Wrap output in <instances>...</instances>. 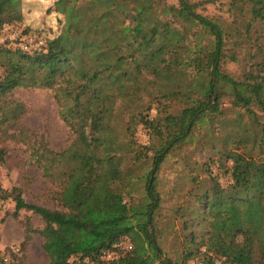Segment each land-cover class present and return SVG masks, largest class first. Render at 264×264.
I'll return each instance as SVG.
<instances>
[{"label": "trees", "instance_id": "obj_1", "mask_svg": "<svg viewBox=\"0 0 264 264\" xmlns=\"http://www.w3.org/2000/svg\"><path fill=\"white\" fill-rule=\"evenodd\" d=\"M48 3L54 30L44 32L23 21L21 0H0V30L19 23L45 40L34 52L0 42V125L25 112L14 90L44 87L74 135L60 151H34L61 209L0 187L13 215L41 217L29 231L48 264H264V0ZM218 3L224 16L206 13ZM222 160L240 191L218 199ZM75 177L90 187L69 207ZM119 240L132 248L103 259Z\"/></svg>", "mask_w": 264, "mask_h": 264}, {"label": "rangeland", "instance_id": "obj_2", "mask_svg": "<svg viewBox=\"0 0 264 264\" xmlns=\"http://www.w3.org/2000/svg\"><path fill=\"white\" fill-rule=\"evenodd\" d=\"M21 1L23 21L25 23L31 21L30 24L33 25H30V28L43 26L44 32L54 30L53 26L48 25V21H51L48 16L51 14L46 11L50 0ZM225 9L224 3L210 4L207 5L206 13L223 15ZM12 25L24 32L21 24ZM6 36L1 29L0 42L4 41ZM11 97L24 105L25 112L17 121L0 125V148L6 149L5 161L0 163V187L9 190L12 186H19L28 203L61 209L53 199L55 191L60 190L61 187L58 181L53 182L51 178L45 177L42 167L34 162V151H41L45 144L55 151H60L70 143L74 135L59 116L53 90L35 86L20 87L14 90ZM151 112L154 114L155 110L152 109ZM136 136L141 143L147 140V133L140 126ZM234 158L238 159L237 153L234 154ZM221 162L220 168H217L218 163L212 166L216 174L214 195L218 199L240 191V187L233 186L230 173L223 174L225 168L232 165V161ZM258 165V161L250 163L247 168L249 170L247 175L250 178L258 177ZM167 177L173 179V173ZM70 186H72L71 191L63 195L64 202L69 207L84 197L90 184L80 177H75L70 180ZM13 211L14 202L10 198L0 196V264H48V257L42 249V236L36 231H29V228L43 227L41 217L28 210H20L17 215H13ZM120 252V249L114 250L111 257L105 260L119 255ZM4 257H7L10 263L5 262ZM189 264H198V260L192 259Z\"/></svg>", "mask_w": 264, "mask_h": 264}, {"label": "built area", "instance_id": "obj_3", "mask_svg": "<svg viewBox=\"0 0 264 264\" xmlns=\"http://www.w3.org/2000/svg\"><path fill=\"white\" fill-rule=\"evenodd\" d=\"M2 31L7 35L5 40H14L17 46L25 52L41 51L45 45V40L41 36H36L32 33L21 32L16 27H13L12 24L4 25L2 27ZM113 246L115 249H121L124 251H128L132 248L131 243L126 240H119L114 243ZM15 250L17 251L18 248ZM113 251H104L102 258L104 257L105 259L111 257ZM3 260L7 262L8 258L4 257Z\"/></svg>", "mask_w": 264, "mask_h": 264}]
</instances>
